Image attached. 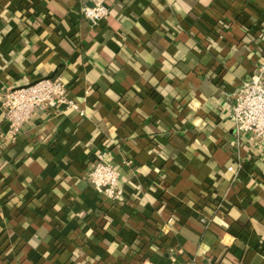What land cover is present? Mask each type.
I'll use <instances>...</instances> for the list:
<instances>
[{"label": "crops", "instance_id": "obj_1", "mask_svg": "<svg viewBox=\"0 0 264 264\" xmlns=\"http://www.w3.org/2000/svg\"><path fill=\"white\" fill-rule=\"evenodd\" d=\"M262 65L264 0H0V264H264V144L231 116ZM47 77L76 106L10 136L6 91Z\"/></svg>", "mask_w": 264, "mask_h": 264}, {"label": "built area", "instance_id": "obj_2", "mask_svg": "<svg viewBox=\"0 0 264 264\" xmlns=\"http://www.w3.org/2000/svg\"><path fill=\"white\" fill-rule=\"evenodd\" d=\"M109 8L102 2L82 8V14L92 23L107 16ZM65 105L76 106L70 98L68 84L61 77L40 78L5 93L2 108L9 121V135H15L36 110L49 111ZM237 133L247 136L255 144H264V67L257 70L250 79L242 82L236 91L231 107ZM108 150L99 151L88 176L91 182L110 198L119 200L123 189L119 185L120 170L107 157Z\"/></svg>", "mask_w": 264, "mask_h": 264}]
</instances>
